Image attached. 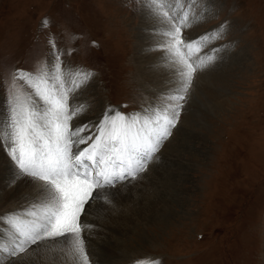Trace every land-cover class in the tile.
<instances>
[{"label": "rangeland", "instance_id": "rangeland-1", "mask_svg": "<svg viewBox=\"0 0 264 264\" xmlns=\"http://www.w3.org/2000/svg\"><path fill=\"white\" fill-rule=\"evenodd\" d=\"M141 3L0 0V107L6 99L4 81L9 73L35 71L44 60L52 61L49 39L53 34L57 47L65 52V64L95 73L72 101L88 106L87 122H98L109 106L127 114L141 111L174 88L173 78L167 80L170 62L158 47L164 37L154 31L160 25L142 10ZM213 3L215 18L184 30V35L194 39L227 20L231 22L228 35L210 47L229 41L236 44L222 61L195 74L177 127L156 154L157 167L173 155L176 193L169 203L165 199L168 207L165 203L155 206L156 201L139 195L128 196V191L142 185L139 180L126 191L117 185L113 191L119 195L111 204L94 202L92 214L83 218L93 225L82 233L90 257L93 249L87 243L96 230L105 231L109 217L139 209L155 214L146 213L143 224L118 239L108 250L114 261L107 264H264V0ZM45 17L50 21L48 28L41 27ZM156 78L158 86L153 84ZM70 125L74 127V122ZM4 201L0 210L7 209L6 213L25 206L12 205L16 200ZM45 243L34 253L53 245ZM54 247L66 251L63 244ZM29 255L22 260L28 262ZM18 260L15 264H22Z\"/></svg>", "mask_w": 264, "mask_h": 264}, {"label": "snow or ice", "instance_id": "snow-or-ice-1", "mask_svg": "<svg viewBox=\"0 0 264 264\" xmlns=\"http://www.w3.org/2000/svg\"><path fill=\"white\" fill-rule=\"evenodd\" d=\"M141 8L160 25L154 30L164 37L158 47L174 68L175 83L141 111L127 114L109 106L98 122L71 126L88 108L72 101L95 73L65 64L54 34L49 39L52 61L6 77L0 145L13 166L8 186L30 182L36 196L24 197L25 206L0 215L5 225L0 229V264H15L33 245L45 242L63 244L72 264H91L82 233L93 225L82 217L94 202L111 204L119 195L113 191L117 185L138 180L159 159L156 154L177 127L195 74L235 47V41L210 47L228 35L227 20L194 39L184 35V30L215 18L213 0H142ZM49 26L43 18L41 27Z\"/></svg>", "mask_w": 264, "mask_h": 264}, {"label": "bare ground", "instance_id": "bare-ground-1", "mask_svg": "<svg viewBox=\"0 0 264 264\" xmlns=\"http://www.w3.org/2000/svg\"><path fill=\"white\" fill-rule=\"evenodd\" d=\"M169 67H170V73H169L167 80L170 79V77L173 78V72H174V68L171 65H169ZM151 79H153V78H151ZM156 81H160V80L157 79V80L153 81V84L157 85V86L160 85V84H157ZM170 83L174 84V81H171V79H170ZM76 96H77V94H76ZM79 99H81V98H79ZM89 113H90V111H85L81 116H79L78 118H75L73 120L74 126L86 123L87 122L86 120H88V119L85 118V115H87ZM84 135H88V133H84ZM2 148H3V145H0V181L2 182L1 186H4V188L2 190H0V209L2 207L1 203L4 204L3 202H5L4 200H8V201L16 200L15 202L12 203V205H15V206L18 204H19V206L21 204L25 205L26 201H25L24 197H26V196L27 197H35L36 196V187H35V185H32L30 182H26V181H21L19 184H17L16 186H13V187L8 186L9 178L11 177L12 172H13V166H12V163H11L10 159L8 158L6 152ZM169 157L171 158L170 159L171 161H169V159H168L167 160L168 162H164L163 164L158 165V167L156 166V163L158 161L157 160L153 161V164L150 165V168L147 170L146 173L141 175V178L136 180L134 183H128L127 182L125 185H119L120 186L119 189L121 188V190H125V188L130 187L132 184L136 185L137 182L139 180H141L142 185H140L137 189H131L132 192L128 191L127 195L128 196L139 195L143 199H147V201H150V202L156 201L155 206H158L159 204L164 205V203H165V207H168L167 203L165 202V199L169 198L168 200H166L169 203V200L172 198V195L175 192V187H173V184L175 182L173 180L174 170H173V165L171 163V162H173V160H172L173 155L170 154ZM154 169H156V170L154 171V173L151 174L152 176H150V173ZM148 176H149V178H147ZM117 188H118V186H117ZM127 195H124V196H127ZM22 197H23V199L19 200V198H22ZM162 199H164V200H162ZM160 201H162V203H160ZM97 204H98V202H97ZM92 206H93V204H91V206L89 208L90 214H92ZM86 207H88V206H86ZM10 208H12V206ZM154 210H156V208ZM6 211H7V209L3 210V211L0 210V214L2 213L1 215H3V213L4 212L6 213ZM125 213H127V214H125ZM146 213H147V215L150 214L151 216H153L155 214L154 211L144 212V211H140L139 209H135L132 212L131 211L130 212H122L121 214L115 216V218H114V216H112L114 218V220H111L112 217H109L110 222L109 223L105 222V224H104V225H106V228L103 229L105 231L99 233V232H97L98 230H96L97 234H96V232H94V235H92L93 237H91L90 242L88 241V243H87V247L93 249L91 252L93 257H90V258L95 259V261L100 263L103 259L100 256L103 255V257H104V260L102 261L103 264L112 263L114 261V259H112L114 256L112 257L111 256L112 254L110 255L108 253V250L113 249V247H115L117 245L116 243L118 242V239L123 238V236L126 235V232L130 231L131 229H133L138 224H143L142 221H143V218H146V215H145ZM85 216L82 217V220H83V218H85ZM91 221L93 223V220H91ZM1 229H3V228L1 227ZM39 246L40 247L38 248L35 245L34 250L32 247L29 250L30 255H29V260H27L29 263L25 262L26 258L24 259V261L22 259H19L18 262H20V260H21L22 264H72V261L66 255V251L65 252L64 251L59 252L56 249V247H54V244L48 245L43 251L41 250L40 253L39 252H36L37 254L34 253V251H37L38 249L42 248L41 245H39ZM43 247H44V245H43ZM87 251H88V248H87ZM102 263H100V264H102Z\"/></svg>", "mask_w": 264, "mask_h": 264}]
</instances>
